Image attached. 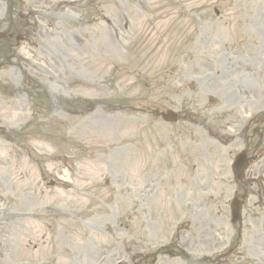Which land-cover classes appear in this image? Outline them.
Masks as SVG:
<instances>
[{
    "label": "rangeland",
    "instance_id": "1",
    "mask_svg": "<svg viewBox=\"0 0 264 264\" xmlns=\"http://www.w3.org/2000/svg\"><path fill=\"white\" fill-rule=\"evenodd\" d=\"M1 32L0 264H264V0H0Z\"/></svg>",
    "mask_w": 264,
    "mask_h": 264
},
{
    "label": "water",
    "instance_id": "2",
    "mask_svg": "<svg viewBox=\"0 0 264 264\" xmlns=\"http://www.w3.org/2000/svg\"><path fill=\"white\" fill-rule=\"evenodd\" d=\"M3 36L0 35V38ZM162 117L166 121L175 122L177 120L176 115L168 111L166 114H162ZM248 168V161L245 153H242L237 156L235 163L232 166L235 178L237 181H242L245 177V171ZM242 207V202L235 199L232 203V216H233V223H237L240 220V211Z\"/></svg>",
    "mask_w": 264,
    "mask_h": 264
}]
</instances>
